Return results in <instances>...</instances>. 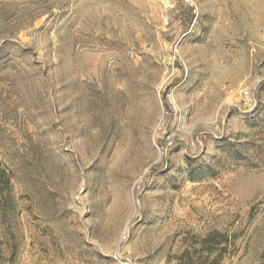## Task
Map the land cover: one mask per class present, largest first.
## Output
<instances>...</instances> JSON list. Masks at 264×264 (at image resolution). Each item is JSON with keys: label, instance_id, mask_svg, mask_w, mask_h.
<instances>
[{"label": "rangeland", "instance_id": "obj_1", "mask_svg": "<svg viewBox=\"0 0 264 264\" xmlns=\"http://www.w3.org/2000/svg\"><path fill=\"white\" fill-rule=\"evenodd\" d=\"M0 264H264V0H0Z\"/></svg>", "mask_w": 264, "mask_h": 264}]
</instances>
